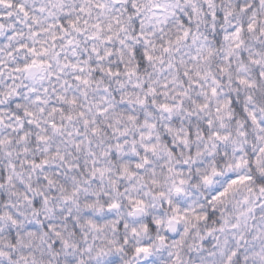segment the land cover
Here are the masks:
<instances>
[{
	"label": "snow or ice",
	"instance_id": "6c2138e0",
	"mask_svg": "<svg viewBox=\"0 0 264 264\" xmlns=\"http://www.w3.org/2000/svg\"><path fill=\"white\" fill-rule=\"evenodd\" d=\"M0 264H264V0H0Z\"/></svg>",
	"mask_w": 264,
	"mask_h": 264
},
{
	"label": "clouds",
	"instance_id": "9594fccd",
	"mask_svg": "<svg viewBox=\"0 0 264 264\" xmlns=\"http://www.w3.org/2000/svg\"><path fill=\"white\" fill-rule=\"evenodd\" d=\"M146 189L145 188H139L138 189V193L140 195L143 196V198L145 200L148 201L149 205H150V211H159V200L158 199H153L151 195H145L146 193ZM136 194V193H133ZM129 221L133 224H139L140 222L143 221V217L139 214L133 216V217H128ZM90 237H94L95 238V243L96 244H102V243H106V239L105 237H107V239H116L117 236L114 233H111L110 231H107L105 233H95V232H90L89 233ZM146 238V234L141 233V235L139 237H132L131 235H129V239L130 240H138V239H144Z\"/></svg>",
	"mask_w": 264,
	"mask_h": 264
}]
</instances>
